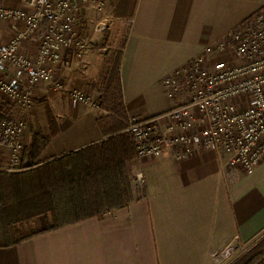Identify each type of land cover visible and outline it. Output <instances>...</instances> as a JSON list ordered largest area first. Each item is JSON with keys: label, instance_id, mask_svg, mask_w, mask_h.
I'll return each mask as SVG.
<instances>
[{"label": "crops", "instance_id": "crops-1", "mask_svg": "<svg viewBox=\"0 0 264 264\" xmlns=\"http://www.w3.org/2000/svg\"><path fill=\"white\" fill-rule=\"evenodd\" d=\"M131 1L105 0L100 11L81 6L76 12L75 27L86 38L82 58L59 70L62 89L53 90L48 83L33 88L32 106L40 100L50 110L47 127L34 123L22 134L27 147L35 133L49 136L37 161L53 160L104 137L95 119L98 103L74 104L68 93L74 84L86 91L87 82L102 71L106 55L97 49L94 26L103 24V14L129 21L118 49L126 123L128 117H154L175 105L178 100L167 96L164 76L264 7V0ZM0 4L21 5L16 0ZM96 16L100 19L95 23ZM17 28L18 22L0 19V42L13 37ZM37 35L25 41L29 53L35 50ZM13 110L0 105V113ZM35 116L30 115L31 121L38 122ZM7 160L0 146V165ZM133 162L134 156L127 167L132 201L102 216L0 246V264H256V256L231 263L226 259L229 249L264 239V160L250 173L227 169L222 174L223 156L212 150L197 148L180 160L166 151L136 164L144 174L142 185L132 179ZM34 222L38 229L45 226L41 215Z\"/></svg>", "mask_w": 264, "mask_h": 264}, {"label": "built area", "instance_id": "built-area-1", "mask_svg": "<svg viewBox=\"0 0 264 264\" xmlns=\"http://www.w3.org/2000/svg\"><path fill=\"white\" fill-rule=\"evenodd\" d=\"M16 1L21 5L0 4V19L19 23L15 35L0 42V96L29 110L34 86L48 83L53 90L62 89L59 70L83 56L86 38L75 27L76 12L81 6L100 11L105 0ZM35 33L37 44L29 53L25 41ZM162 83L176 104L161 115L128 117L126 122L124 131L135 148V183L142 185L145 179L136 164L166 151L180 160L197 148L212 150L223 156V169L245 173L264 160V7L239 28L205 44ZM68 93L74 104H94L80 84ZM25 126L22 118L0 119V146L8 155L0 170L21 169Z\"/></svg>", "mask_w": 264, "mask_h": 264}, {"label": "trees", "instance_id": "trees-1", "mask_svg": "<svg viewBox=\"0 0 264 264\" xmlns=\"http://www.w3.org/2000/svg\"><path fill=\"white\" fill-rule=\"evenodd\" d=\"M113 52L115 55L103 64L97 86L102 93L100 107L107 112L95 118L103 139L40 162L37 156L49 136L35 133L23 152L24 168L14 173L0 170V246L102 216L133 200L127 167L135 148L130 135L123 131L127 116L119 78L121 52ZM39 215L45 221L42 229L34 224ZM249 256H256V264H264V239L256 243V252Z\"/></svg>", "mask_w": 264, "mask_h": 264}, {"label": "rangeland", "instance_id": "rangeland-1", "mask_svg": "<svg viewBox=\"0 0 264 264\" xmlns=\"http://www.w3.org/2000/svg\"><path fill=\"white\" fill-rule=\"evenodd\" d=\"M103 17L105 18L104 21L102 22L103 24H100V26H94V30H95V41L98 44V51L99 53L102 55H106L105 60L107 59V57L109 58L112 55H115V50H111L112 46H115L116 50L119 49L120 45H121V41L123 39V37L125 36L127 29H128V25L127 23H129L128 20L124 19V20H115L113 19L112 16H107L103 14ZM100 17L96 16V20H99ZM101 71V70H100ZM171 73H169V75H171ZM100 75V74H99ZM99 75L94 78L89 80V82H87L86 84V91L87 89H89V94L91 99H94L95 103H98L97 106L95 107V111L98 113H107L106 110L102 109L100 107V103L102 101L101 99V95L102 93L98 91V84L100 82ZM168 74L164 76V78L166 76H169ZM99 98V99H97ZM37 100V99H36ZM37 104H35L34 106L30 107L29 111L22 109L17 103L13 102H8L6 99H0V105L1 106H7L15 109L13 111H11V113H0V119L2 117H17V118H22L24 119L26 126H25V130H24V134H26L27 132H29L30 129H33L32 126L34 123H36L35 125L39 126L40 128L44 129L45 126H48V122L47 120V114L49 113V108L47 107L48 105L45 104H41L40 100H37ZM50 107V106H49ZM98 107V108H97ZM20 108V109H19ZM52 108V107H51ZM53 110V109H52ZM54 111V110H53ZM52 112V111H51ZM50 112V113H51ZM30 115H37L38 116V122H34L31 121ZM36 117V116H35ZM35 118H33L32 120H34ZM50 125V124H49ZM23 134V135H24ZM23 140L25 141L24 137ZM27 144L25 143L24 149L26 148ZM24 151V150H23ZM23 167V152H22V158H21V169L19 170H15L16 171H20L22 170ZM2 172H6V173H10L13 171H3ZM13 172V173H14ZM226 172H229L226 168L222 169V174H226ZM234 179L232 175H230V179ZM209 202V201H207ZM35 224V222H34ZM36 226V225H35ZM259 239H253L250 242L243 244V246H241L240 248L237 249H230L228 255H227V259H226V263L229 262L231 263L234 260H238V259H244L245 257H248L249 255H253L255 252H248L252 249V245L256 243V241ZM249 253V254H247ZM234 264V263H233Z\"/></svg>", "mask_w": 264, "mask_h": 264}]
</instances>
